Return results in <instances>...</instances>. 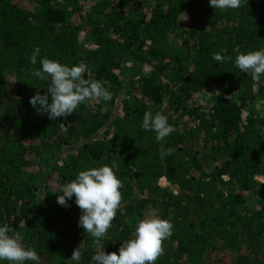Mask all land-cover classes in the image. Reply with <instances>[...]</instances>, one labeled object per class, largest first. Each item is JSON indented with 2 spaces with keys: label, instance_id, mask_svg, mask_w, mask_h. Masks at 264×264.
I'll return each instance as SVG.
<instances>
[{
  "label": "trees",
  "instance_id": "16d2710c",
  "mask_svg": "<svg viewBox=\"0 0 264 264\" xmlns=\"http://www.w3.org/2000/svg\"><path fill=\"white\" fill-rule=\"evenodd\" d=\"M53 1L27 9L24 0H0V226L19 232L39 264H75L69 258L79 246L80 264H94L97 249L78 226L75 197L63 207L57 196L80 171L108 165L122 181L123 199L102 241L106 253L119 254L151 210L173 224L156 264H201L221 244L237 251L234 264H264V180L255 178H264V116L250 107L262 95L264 75L253 81L234 65L237 55L264 50V0L223 10L206 0H142L138 8L134 0H107L81 22ZM68 1L81 9L82 0ZM183 14L188 18L180 21ZM216 52L232 59L217 62ZM43 58L68 66L83 61L84 78L100 81L112 99L86 102L56 120L38 114L29 101L47 92L48 81L31 72ZM10 69L15 88L6 78ZM218 88L210 106L196 102ZM121 90L139 102L124 97L113 105ZM146 111L162 113L176 131L157 142L155 132L141 128ZM28 154L41 166L34 173ZM54 175L58 190L45 186L39 204L40 182ZM160 177L170 187H160ZM240 244L257 251L241 252Z\"/></svg>",
  "mask_w": 264,
  "mask_h": 264
},
{
  "label": "clouds",
  "instance_id": "9594fccd",
  "mask_svg": "<svg viewBox=\"0 0 264 264\" xmlns=\"http://www.w3.org/2000/svg\"><path fill=\"white\" fill-rule=\"evenodd\" d=\"M209 4L217 9H238L242 0H209ZM39 50H34L30 57L32 65L37 64ZM212 59L223 63L226 59L219 52L212 53ZM40 68H33L31 75L39 80L48 81L47 92L39 91L30 98L31 106L40 115L47 114L48 119L56 120L76 112L78 106L89 101H109L111 93L100 81L84 78L88 71L87 65L81 61L68 66L49 58L40 60ZM234 65L241 73L249 74L253 81H259L264 75V50L249 51L235 57ZM49 94L51 103H49ZM102 111H106L102 109ZM141 128L156 133L157 142L176 131L168 123V118L160 112L155 115L146 111L143 115ZM172 150H163L162 155H171ZM123 187L112 167L103 165L80 171L75 179L59 188L57 203L69 207L68 201L75 197V203L81 211L78 226L93 238V246L97 249L91 257L94 264H156L164 255L163 243L172 235L173 224L159 216L141 219L135 226L133 237L123 241L117 252L106 253L102 241L112 227L118 209L121 207ZM10 233H12L10 235ZM22 237L11 226H0V261L7 264H25L33 261L39 264L40 257L32 248H25ZM69 260L80 264L82 252L80 246L73 250Z\"/></svg>",
  "mask_w": 264,
  "mask_h": 264
},
{
  "label": "rangeland",
  "instance_id": "374dc122",
  "mask_svg": "<svg viewBox=\"0 0 264 264\" xmlns=\"http://www.w3.org/2000/svg\"><path fill=\"white\" fill-rule=\"evenodd\" d=\"M24 1H25L24 7L27 8V9H33V6H35L38 3V0H24ZM106 1L107 0H82V7H81V9L79 11H76V12L72 10L71 4H70V2L68 0H54L53 2L55 4H57V5L63 6V8L66 11V14H67V16H68L70 21L81 22L84 18H87L94 11V9L96 7L97 8H102L100 5L102 3H106ZM206 1H209V0H206ZM132 4H133L134 7L138 8V7L143 5V2H142V0H134L132 2ZM143 7H142V9H143ZM101 16H102V14L99 15L100 18H101ZM187 18H188L187 14H183V15L180 16V21H182L184 19H187ZM183 25L180 26V24H179V28L180 29L174 35V37L176 39L175 40L173 39V40L177 44L180 43ZM84 38H85V33H83L80 36V39H81V46L86 48L88 46V42H84L83 41ZM148 69L149 68H147V70ZM120 77L121 78H123V77L126 78L125 74L121 75ZM6 78H7L8 82H9L10 86L12 88H15L16 87L15 75L12 72L11 69L7 73ZM90 78H91V75H90ZM222 90L225 91V92H222V93H225V94H227L229 96L235 94V93H233V91L229 92L228 90H225L224 88ZM217 91L221 92V88H218L217 90L215 89L213 91L206 89L200 95L195 96V100H196V102L198 104L202 103V104H206L207 106H210V102H209L210 96H211V94L213 92H217ZM109 92L112 95V92L110 90H109ZM131 96H133V95H131ZM131 96L126 91H124V90L122 91L121 90L119 92V94L113 98L112 104L115 105V106L119 105L120 101L124 97H129L130 98V102H131L132 105L137 104L139 102L138 96L136 94L133 97H131ZM112 104L109 105V106H112ZM250 107L251 108L254 107L257 110V115L264 116V83H263L262 95H260L257 98L256 101L250 102ZM244 111L246 112L247 110L244 108ZM64 131H65V129H63V130L61 129L60 133L61 134H62V132L63 133H67V132H64ZM261 133L264 136V128L261 129ZM34 142H36V141H34ZM27 157L30 160V165H31L29 171H31L33 173L36 172V170L39 167H41L40 164H39L38 158L35 155H30V154H28ZM255 178L258 181H263L264 180V178L261 177V176H256ZM224 179H227V177L224 176ZM40 183H41V187L39 188L38 194H37L39 204H41L44 201V198H45V194L44 193H45V190H46V189H44L45 186H48V189H50V190H58V185H59L58 181H57V178H56V175H54L53 177H51L49 179H46L45 181L43 180ZM158 185L160 187H162V188L170 187V184L164 185V182H162V181H158ZM173 191H175L174 188H173ZM253 203H255V199H253V202H252V200L249 202L250 205H253ZM150 216H155L154 215V211H151V210L144 211V218L150 217ZM171 243L172 242L169 241V244H171ZM173 246L174 245H172L171 248L168 247L170 251H172L174 249ZM253 251H257L253 246L250 247V246H247V244L241 245V252H244L246 254H250L251 255L253 253ZM236 256H237V251L231 249L228 246H224V244H221V246L218 247L214 253L210 254L208 256V258L204 262H202L201 264H234ZM0 262H2V261H0ZM171 262H173V261H171Z\"/></svg>",
  "mask_w": 264,
  "mask_h": 264
},
{
  "label": "built area",
  "instance_id": "2783aa9c",
  "mask_svg": "<svg viewBox=\"0 0 264 264\" xmlns=\"http://www.w3.org/2000/svg\"><path fill=\"white\" fill-rule=\"evenodd\" d=\"M158 181H162V182H164V185H168V184H169L168 181H167V179H166L165 177H160V178L158 179Z\"/></svg>",
  "mask_w": 264,
  "mask_h": 264
}]
</instances>
